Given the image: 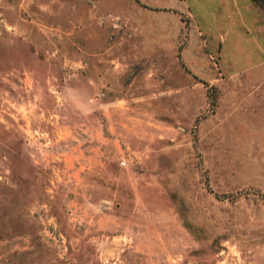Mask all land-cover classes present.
<instances>
[{"label":"rangeland","instance_id":"obj_1","mask_svg":"<svg viewBox=\"0 0 264 264\" xmlns=\"http://www.w3.org/2000/svg\"><path fill=\"white\" fill-rule=\"evenodd\" d=\"M210 7L0 0V264H264V11Z\"/></svg>","mask_w":264,"mask_h":264},{"label":"crops","instance_id":"obj_2","mask_svg":"<svg viewBox=\"0 0 264 264\" xmlns=\"http://www.w3.org/2000/svg\"><path fill=\"white\" fill-rule=\"evenodd\" d=\"M194 5L199 7L203 6H211L214 9H211L208 13V16L205 15L203 25L205 26H218V29H215L213 32L215 36L221 37L223 35H233L243 36V35H252L251 30V14H250V6L252 0H190ZM178 11H180L181 7H175ZM179 13V12H178ZM216 13H218L216 15ZM180 14V13H179ZM194 26L198 27L197 23ZM197 37L201 35V30H195ZM249 37V36H248ZM256 45V48L264 53L261 44L252 40ZM202 42V41H201ZM261 43V42H260ZM186 43H184L185 45ZM179 48L178 53L180 55L181 60L186 62L189 61V64L193 67V69L200 73L199 71V63H196L189 59V52L186 50V47L183 46ZM187 45V44H186ZM183 62V61H182ZM185 62V63H186ZM188 65V64H186Z\"/></svg>","mask_w":264,"mask_h":264},{"label":"trees","instance_id":"obj_3","mask_svg":"<svg viewBox=\"0 0 264 264\" xmlns=\"http://www.w3.org/2000/svg\"><path fill=\"white\" fill-rule=\"evenodd\" d=\"M253 1L257 2L264 11V0H253Z\"/></svg>","mask_w":264,"mask_h":264}]
</instances>
